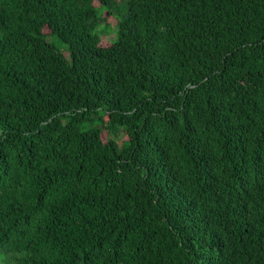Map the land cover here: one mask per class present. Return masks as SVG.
Segmentation results:
<instances>
[{
    "label": "trees",
    "instance_id": "obj_1",
    "mask_svg": "<svg viewBox=\"0 0 264 264\" xmlns=\"http://www.w3.org/2000/svg\"><path fill=\"white\" fill-rule=\"evenodd\" d=\"M0 264H264V0H0Z\"/></svg>",
    "mask_w": 264,
    "mask_h": 264
},
{
    "label": "rangeland",
    "instance_id": "obj_2",
    "mask_svg": "<svg viewBox=\"0 0 264 264\" xmlns=\"http://www.w3.org/2000/svg\"><path fill=\"white\" fill-rule=\"evenodd\" d=\"M96 4H99V3L96 2ZM114 35H115L114 32L108 34V36L104 37V41H105V40H109V39H113V38H114Z\"/></svg>",
    "mask_w": 264,
    "mask_h": 264
}]
</instances>
